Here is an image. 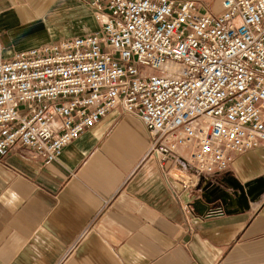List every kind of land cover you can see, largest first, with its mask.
<instances>
[{
	"label": "built area",
	"instance_id": "built-area-1",
	"mask_svg": "<svg viewBox=\"0 0 264 264\" xmlns=\"http://www.w3.org/2000/svg\"><path fill=\"white\" fill-rule=\"evenodd\" d=\"M79 1L94 32L7 56L0 31V162L19 146L48 165L118 110L146 126L166 179L193 190L264 141V0Z\"/></svg>",
	"mask_w": 264,
	"mask_h": 264
},
{
	"label": "crops",
	"instance_id": "crops-1",
	"mask_svg": "<svg viewBox=\"0 0 264 264\" xmlns=\"http://www.w3.org/2000/svg\"><path fill=\"white\" fill-rule=\"evenodd\" d=\"M78 11L0 0L6 55L91 32ZM151 143L114 110L48 165L14 147L0 162V264H264V141L193 190L166 179Z\"/></svg>",
	"mask_w": 264,
	"mask_h": 264
},
{
	"label": "rangeland",
	"instance_id": "rangeland-1",
	"mask_svg": "<svg viewBox=\"0 0 264 264\" xmlns=\"http://www.w3.org/2000/svg\"><path fill=\"white\" fill-rule=\"evenodd\" d=\"M76 1L79 4V11L78 14L74 15V27H78V31L83 30L82 28L85 27L92 29L91 32H94L96 29H98V23L95 19L92 8L82 1ZM197 2L200 3L204 10H209L211 12H218L220 10L219 0H197Z\"/></svg>",
	"mask_w": 264,
	"mask_h": 264
},
{
	"label": "water",
	"instance_id": "water-1",
	"mask_svg": "<svg viewBox=\"0 0 264 264\" xmlns=\"http://www.w3.org/2000/svg\"><path fill=\"white\" fill-rule=\"evenodd\" d=\"M196 204H197L196 202L192 203L193 207H197V205H196Z\"/></svg>",
	"mask_w": 264,
	"mask_h": 264
}]
</instances>
